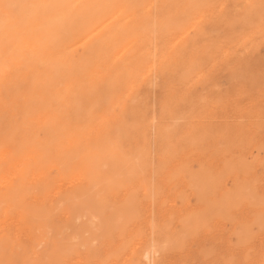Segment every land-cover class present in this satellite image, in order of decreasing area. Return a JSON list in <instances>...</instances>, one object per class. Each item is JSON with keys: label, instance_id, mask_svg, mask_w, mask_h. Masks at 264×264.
<instances>
[{"label": "rangeland", "instance_id": "obj_1", "mask_svg": "<svg viewBox=\"0 0 264 264\" xmlns=\"http://www.w3.org/2000/svg\"><path fill=\"white\" fill-rule=\"evenodd\" d=\"M45 1L46 0H44V1L43 0H41V1L40 0H35V1L34 0L29 1L28 0V3H27V0H0V5L2 4V6H0V7L3 8V10L5 11V14H7V13L15 14L16 12L21 13L20 7H23L24 14L26 16H28V15L34 14L38 9H40L42 4L49 2V0H47L46 2ZM52 1L59 2L58 0H52ZM60 1H62V3L64 4V7L69 6L68 8H71L72 6H76V5H78V3L81 2V0H78L79 2L77 0H64V1L60 0ZM129 1H130L129 6L135 5L133 7V8H135V9H133V10H135V13H132V12H134L133 10L126 12V10L129 8L128 3H127ZM129 1L128 0L127 1L126 0H118V1H116V0H104L105 5L110 6V8H111V15H105L104 17L102 16L99 18L100 21H102V22L94 28L95 30L92 33L95 36L96 35L95 33H97L99 31V33H98L99 36L96 35V38H93V35H89L92 38H90L89 36L83 38V37H79L80 33L75 31L74 33L76 35L72 34L71 38L68 40L69 42L66 41V42H62L61 44H59L57 46L59 49H57L56 51L59 55H66L69 58H73L77 62L83 61V63L85 62L84 64H94L97 66V68L104 70V71H108V70L112 71V69H114L111 72L113 75L112 74L111 75L112 76H118V77L120 76L119 81H122V83L119 84L118 86L116 84V86L114 88L116 95H115V93H113L115 96L113 99L114 103L117 106L119 105L118 108H116L117 113L115 112V116L118 118L119 123L123 127L125 126L124 129L127 128L125 130V135H126L125 137H128V138H125L124 136H122V137H119L118 141L124 143L123 145H124L125 150L129 151L128 154L131 155L130 151L132 150L133 152H136L135 155L133 154L134 156H139L137 159L136 157H133V155H131V156L129 155V159L132 162L131 164H134V163L137 164L138 160H139V162L144 160L145 165H144V162H141L139 164L143 165L144 170L147 169L145 172L143 170V176H144V178L142 177L143 180H142V178H140L141 181H145V182H144V184H142L141 188L138 187L139 186L138 184L137 185L135 184L133 189H131L133 192H135V199L136 200H132L128 205H122L121 204L122 195L124 193L121 192L119 194L120 195L119 199H116V203L114 205L115 209L112 210V209H109L105 206V208H103L104 214L101 217L93 218L91 223H89L87 225L81 223V221H79V220L77 222L80 224L77 223L74 225H66L65 220H61L59 222L61 224H57L55 226L44 225V224L34 225L33 227H31V231H32L31 233H32V237H33L30 240L31 242H29L28 238L25 236V235H27L28 232L20 233L21 236H18V237H20L18 240H23L24 242L28 241L29 243L27 245H29L30 249H31V247L36 246L35 250L38 251L37 254L49 253L50 248H51V250H54V251L58 250V253H59L58 262H56V263L51 262L50 263L49 261H47V262H44V264H59V263L60 264H132V263L133 264H149V260H150L151 264L153 263V261H156L158 264H161V261H164L165 264H213V263L214 264H233L234 261H235L234 264H264V231H262V229L264 230V227H263L264 221L262 220V219H264V216L262 214V213H264L263 212L264 211V200L262 199L264 197V147H263L264 146V130L263 131L260 130L262 128L264 129V127H263L264 122L262 121L264 119V117H261L262 115H264V90H263L264 89V85H263L264 84V66H263L264 65V48H263L264 47V19H263L264 18V11H262V10H264L263 9L264 7L263 8L261 7V6H264L263 5L264 0H245V1L244 0H206V2H205V0L204 1L200 0L202 3L204 2L205 4L204 3L202 4L201 2L199 3V0H179L173 5L171 3V0H150V1L141 0L140 2L138 0H136L137 2L136 1L134 2V0H129ZM241 1H242V4L240 3ZM21 2H25L24 5H26L27 8L23 4H21ZM74 2H76V3H74ZM148 2H149V4H148ZM124 3H125V5H124ZM259 3L261 4V6ZM122 4L124 5L123 7H122ZM188 4H190V6ZM193 4L197 5V8L195 5H194L195 6L194 7ZM140 6H142L143 10L141 9ZM147 6H148V8H147ZM190 7L192 10L190 9ZM137 8H140V10L139 9L137 10ZM200 8L202 10H199ZM184 9H186V10H184ZM189 9L192 12H188ZM206 9H208V11ZM113 10H115V11H113ZM252 10L253 11L258 10V12L256 11L255 13H252L253 12ZM138 11H140V12L138 13ZM148 11L150 13H148ZM118 12L120 13L121 18L119 17ZM125 12H126V14H125ZM194 12H197V13H194ZM248 12H250L249 13L250 15L248 14ZM123 13L126 16L125 15L123 16ZM181 13H182V15L184 14L186 16L190 15V13H191V15H190L191 17L187 16L188 20H186V18H187L186 16L183 15V17H182V15H179ZM259 13H261L262 15ZM79 14H80L79 17H82L83 20L89 15L88 13H86L84 11L80 12ZM81 14H84L85 18ZM98 14H100V13H98ZM198 14H200V15L198 16ZM246 14H248V15H246ZM131 15H133V16L131 17ZM201 15H203V16H201ZM179 16H181V17L179 18ZM200 16H201V18H200ZM249 16H251V17H249ZM110 17H114L116 19L110 18ZM129 17L132 19L130 20ZM211 17H212V19H211ZM139 18H141V19L142 18H144V19L149 18L151 21H149V19H148V20H144L143 22H141V20H139ZM177 18H179V19L176 20ZM196 18H197V20H196ZM248 18H250V19H248ZM261 18L263 19V21L260 20ZM110 19L111 20L113 19V22L111 21V23H110ZM170 19L172 20V23H173V25L171 24L172 26L168 22V21H171ZM202 19H203V22L201 21ZM127 20H128V23L124 22ZM180 20L183 22V24L186 21V24L183 25V26L186 25V27L182 26V22ZM256 20H258V21H256ZM117 21H119V22H117ZM155 21H156V23H155ZM195 21H196V25H195ZM238 21L240 23H238ZM167 22H168V24H166V26L167 25H169V26L166 27L165 23H167ZM198 22H199V24H198ZM106 23H108V24H106ZM140 23H141V25H140ZM176 23L177 24L180 23L178 25H181L182 28L173 32L172 30H175V28L177 29V27H178V25ZM104 24H106V25H104ZM143 24L145 26V29L143 28L144 27ZM175 24L177 25V27ZM237 24H239L240 26H242V24H243V28L244 27L245 28L243 29L242 27H240ZM253 24H255V26ZM113 25L115 27H113ZM124 25H127V26H124ZM146 25H148V26H146ZM233 25L235 28L233 27ZM140 26H141V28H139ZM164 26H165V29L166 28L169 29V27H172V28L175 27V28H173V29L171 28L172 30L169 29L170 31L167 30V32L165 30H163L165 32H162V29ZM192 26H195V27H192ZM199 26H201V27H199ZM228 26H230V28H232V27L233 28L230 29V28H228ZM253 26H254V28L251 29V27H253ZM122 27H125V29H122ZM146 27H147V31H145ZM258 27L261 30H258L257 29ZM34 28H35V25H34V27L32 26L30 28L31 29L30 31L31 32L35 31L36 29H34ZM100 28L102 29L101 31L99 30ZM103 28L107 29V31L104 30ZM126 28L128 30L127 32L124 31V30H126ZM137 28H139V29H137ZM249 28H250V30H249ZM110 29H112V30H110ZM136 29L138 30L137 32L135 31ZM141 29L143 31H139ZM155 29L157 32L155 31ZM194 29H196V30L194 31ZM226 29H228V30H226ZM229 29L232 30V32L229 31ZM191 30H192V32L190 34H188ZM235 30H236V33L233 32ZM246 30H249V31H246ZM110 31H112V32H110ZM132 31L135 33V35ZM178 31H180V32H178ZM213 31L215 32L216 36L220 35L223 37L222 38H220V36H219V38L218 37L216 38V36L214 37L213 34H210V33H214ZM130 32H132L133 34ZM161 32L167 34L168 36L167 37L165 35L161 36L162 35ZM168 32H169V34H168ZM224 32L228 36H226ZM241 32L244 33L243 37L241 35ZM145 33H146V35H145ZM185 33H186V35L188 34L187 35L188 37L185 35ZM137 34H140V35L137 36ZM229 34H231V36ZM127 35H130V37H132V39H133V40L131 39L132 42L130 41L131 43H133V44L130 43L131 44L130 48H127L130 46V44L128 42L129 41L128 39L130 37ZM144 35H145V38L147 36L148 37L146 39H143ZM201 35H202V37H200ZM122 36H123V38H122ZM182 36L186 39L185 42H183L185 39H183ZM224 36H226V37H224ZM127 37H129V38H127ZM190 37H193V38L190 40ZM199 37H200V39H199ZM187 38H189V39H187ZM88 39H90V40H88ZM94 39L96 41L98 40L97 41L98 46L96 45V43H95L96 41H94ZM118 39L119 40L121 39V40L119 41ZM139 39H141V40H139ZM182 39H183V41H181ZM80 40L83 42L81 43ZM154 40H156V41H154ZM125 41H127L126 43H128V44H125L124 43ZM136 41H137V43H136ZM180 41H181L182 45L180 44ZM188 41L190 43L192 42V44H190ZM85 42H86V44H85ZM148 42H150V44ZM154 42H156V43H154ZM214 42L216 43V45ZM89 43L92 44L93 46L90 45ZM119 43H120V45L123 46L121 48L119 46L120 49L118 48ZM123 43L125 45H129V46L126 47ZM175 43L176 44L178 43L177 44L178 47L175 45L176 48L174 47ZM232 44H234V45H232ZM89 45L92 47H90ZM109 45H111V46H109ZM77 46H79L78 47L79 50H78ZM88 46L91 49H89ZM73 47L76 50H73L74 49ZM114 47L116 50L114 49ZM179 47H180V49H179ZM173 48H174V50H171ZM87 49H88V51H87ZM117 49H119V50H117ZM155 49H158V50L155 51ZM71 50H72V53H71ZM84 50H86V51H84ZM91 50H93V51H91ZM176 50H177V53H176ZM224 50H226V51H224ZM113 51H114V53L118 52V54L120 52L119 55H121V56L118 57L119 55H117V53L112 54ZM221 51H222V53H221ZM59 52H61V53H59ZM173 52H174V54H173ZM81 53H83V54L81 55ZM89 53H93V54L91 55ZM136 54H137V56H136ZM180 54H181V56H180L181 58H179ZM89 55L91 56L90 59L88 58ZM124 55L126 57L125 60H124V58H125ZM148 55H150V57ZM99 56H101L103 58L99 59L100 58ZM117 57H118V59H117ZM82 58H84V59L88 58L86 60L87 62L84 59L82 60ZM177 58H178V60H177ZM89 60L90 61L92 60V61L90 62ZM216 60H217V62H216ZM95 61H98L99 64L100 63L101 64L99 65L98 62H95ZM104 61H107V62L102 63ZM141 62H143V63H141ZM106 63H108V64H106ZM220 63H221V65H220ZM112 64H113V66H112ZM123 64H125V65H123ZM251 65H252V67H251ZM255 65L258 68L255 67ZM194 66H198L199 68H197V67L192 68ZM230 67L233 68V70ZM259 67H261L262 69ZM109 68H112V69H109ZM246 68L248 70H249V68H250V70H253V68H254L253 71L258 73V77L260 79H258L257 75L253 71L252 72L248 71ZM224 69H225V71H224ZM202 70H203V72H202ZM245 70L248 71L249 73L246 72V74H244ZM195 71H198V72H195ZM217 73H219V75ZM239 73H241V74H239ZM259 73H260V75H259ZM188 74L191 76H189ZM154 75H155V77H154ZM241 75H242V78H241ZM249 75H251L250 80H251V77L254 76L252 78V81H249V79H244L245 76L247 77ZM260 76H263V79ZM255 77H256V80H255ZM123 78H125V80H123ZM180 78H182L183 80ZM115 80H117V78ZM167 81L169 83H167ZM175 81H176V83H175ZM242 81L247 86H245L242 83ZM244 81H246V82H244ZM170 83H172V84H170ZM181 83H182V85H181ZM164 84H166L167 88ZM260 84H261V86H260ZM240 85H241V87H240ZM121 86H123V87H121ZM149 86L150 87L152 86L151 89ZM169 86H170V88H168ZM236 86L239 87L237 89V92H236ZM116 87H117V89H116ZM148 88L150 91L148 90ZM143 89H145L147 91V92L145 91V93H148V91L151 93V95H150V93H148V95L151 96L150 97L151 99L150 98L148 99V95L147 94H146L147 96L145 95ZM156 89L159 91H157ZM160 89H162V90H160ZM259 89L261 92L260 91L258 92ZM252 90H253V94L251 93ZM101 91H102V89H101ZM101 91L98 92V95L100 94L103 96ZM160 91H161V94H160ZM219 91H222V92L224 91V92L223 93L220 92V94H221L220 95ZM256 91H257V93H256ZM226 92L231 97L228 95L226 96L225 95ZM235 92L237 93L236 95H234ZM125 93H126V95H124ZM127 93H129V94H127ZM154 93H155V95H154ZM143 94H144V97H146L145 99L141 98L143 96ZM157 94H158V96H157ZM248 94H251L252 96L251 95L249 96ZM100 95L97 97V99H96V97L89 95L90 96L89 101L91 103L93 101L96 103L101 101L102 97ZM188 96L191 98H189ZM199 96H201V97H199ZM221 96H223L225 100ZM236 96H237V98H236ZM245 96H247V97H245ZM131 97H132V100H134V101H131ZM120 98H121V100H119L120 102H118V99H120ZM202 98H204V99L202 100ZM214 98H217V100ZM197 100L200 103H198ZM142 101H145V102H142ZM193 101H195L194 104L196 107L198 104L203 106V107L198 106V110L195 106H194V108L190 107L192 105ZM217 101H219V102H217ZM182 102L183 103L186 102V103L182 104ZM203 102H205L204 103L205 105L203 104ZM212 102H213V104H212ZM243 102H245V103H243ZM126 103H128V104L126 105ZM168 103L171 104L169 107H168ZM217 103H219V104H217ZM180 104L183 105L182 108L185 107V108H183V110L185 109L186 111L184 110V112H183V110H181L182 109L181 108L179 110V114L175 113V111H177L179 109V107H181ZM208 104L209 105L212 104V105L209 106ZM215 104H217V107ZM239 104L241 105V107ZM120 105H122V106L120 107ZM136 105H140L141 106V107L139 106L140 109L137 106L138 110H136L137 109V108H135ZM16 107L17 108H16L15 112L17 115H15V117H25V115L27 113L26 107L24 108V106L21 103L16 105ZM132 107L135 110V112L137 111V113L134 112ZM236 107H237V109H236ZM126 108H127V110H126ZM142 108H144V110ZM154 108H155V110H154ZM187 108H188V111H187ZM206 108H207V111L205 110ZM88 109H90V111L92 110L91 113L93 115H96V117H99L102 115V111L100 109L93 108L92 105ZM141 109L143 111H141ZM193 109H194V111L195 110L196 111L193 113L190 112V111H193ZM125 110L127 113H125ZM199 110L200 111L202 110V112H204L203 115L201 114L202 112H200ZM140 111H141V113H140ZM182 112H183V114H182ZM129 113H131V114L134 113L133 115L135 117ZM138 114H140V115H138ZM144 114L146 115V117ZM199 114H200V116H199ZM179 115H182L181 117H183V121L186 120L187 118H188V121H184L185 123L184 122L182 123V120L179 119L180 118ZM137 116H138V118H137ZM174 116H176V117H174ZM196 116H197V118H196ZM250 116H252V117H250ZM84 117H86V116L84 115ZM170 117H172V118H170ZM260 118H262V120ZM138 119L139 120L141 119V121L139 122ZM171 119L175 120V121L178 119V121L176 123H174L175 121L173 122ZM81 120L84 121L86 119H84V118L82 119V117H81ZM249 120H250V122H249ZM142 121H143V123H142ZM170 121H172L174 124ZM259 121H260V123H259ZM261 121H262V123H261ZM225 122H227V123H225ZM257 122H258V124H260V127H262V128L259 127V129H258ZM166 123H167V125H164ZM239 123H241V124H239ZM182 124H183V126H182ZM172 125H174V126H172ZM218 125L220 127H218ZM236 125H238L239 127ZM169 126H170V128L174 127V130L172 131L169 128ZM208 126H209V128L210 127L211 128L209 129ZM226 126H228L229 128L228 127L226 128ZM231 126L232 127L236 126V129H235V127L232 128ZM139 127H141V129ZM177 127H179V130L177 129ZM180 127H182L181 129L183 131L180 129ZM241 127L243 129H241ZM150 128H151V130H149ZM166 128L167 129L169 128L170 130H167ZM224 128H225L226 132L224 131ZM231 128H232V130H231ZM160 129H162V130H160ZM175 129H177V130H175ZM227 129L230 130L231 132L228 131ZM136 130L138 133H136ZM163 130L165 132L166 131H168V132H166V133L165 132H159V131H163ZM133 131H135V133ZM234 131H236V132H234ZM246 131L249 133H247ZM129 132H131L134 137H131L132 136L131 133H130L131 136L127 135V134H129ZM229 132L232 134H230ZM260 132H261V134H260ZM157 133L161 134L162 136L158 135ZM192 133H195V134L192 135ZM199 133H201V134H199ZM206 133H207V135H206ZM220 133L221 134L223 133V134L221 135ZM189 134H190V136H189ZM214 134H216V136H214ZM241 134H242V137H241ZM157 135H158V137H157ZM164 135H166V136H164ZM174 135H177L176 138L174 137ZM217 135H219L220 138L223 136L222 138L224 141L221 140L222 138L220 139ZM230 135H231V137H230ZM186 136H188L191 139V141ZM199 136H201L202 138ZM207 136H210V138ZM225 136L228 138L230 137L229 139L231 141H232V138H235L236 141L234 139H233V142L226 141ZM248 136H250V137H248ZM256 136H258V137L256 138ZM150 137H151V139H150ZM194 137L195 138L199 137L198 139H201V141L198 142L197 141L198 139L196 140ZM123 138H125V139H123ZM131 138L132 139L136 138L135 140H137V141H133L134 139L132 140ZM192 138H194V140ZM212 138H214V139H212ZM127 139H129V140L127 141ZM155 139H159V140L155 141ZM174 139H175V141H173ZM180 139H182V141H180ZM229 139H227V140H229ZM239 139H241V140H239ZM202 140L204 143L202 142ZM210 140H212V142H210ZM130 141H131V143H130ZM214 141H217L218 143L214 142ZM234 141H235V143L237 142L235 145H234ZM171 142H172V144H171ZM185 142H186V144H185ZM189 142H191V143H189ZM192 142H194V143L196 142L195 144L197 145V148L193 147L194 143H192ZM227 142L229 143V145L232 144L234 146H231V145L228 146ZM253 142H255V143H253ZM154 143L156 145L154 146V149H153ZM179 143L181 144V146ZM221 143H224V144L221 145ZM242 144H244V145H242ZM151 145H152V148H151ZM167 145H170V146H167ZM260 145H261V148H259ZM147 146L149 148H147ZM182 146L184 147V149ZM187 146H189V148ZM212 146H213V148H212ZM237 146H238V148H237ZM239 146L241 147L242 150L239 149ZM159 147L163 150H161ZM208 147L209 148L211 147L210 150L208 149ZM230 147L233 148V151L228 153L230 150H232ZM138 148L140 150H142L141 156L139 155L140 150H138ZM170 148H172V150ZM191 148H192V150H191ZM152 149H153V151H152ZM164 149L167 152L172 151L171 152L172 155L169 154L170 152L167 153ZM197 149L199 150L198 153L196 152V155L191 156L192 154H195L192 152L196 151ZM200 149H202V150H200ZM206 149H208L209 152H208V150L206 151ZM237 149H239V150H237ZM243 149L245 151H243ZM137 150H138V152H137ZM147 150H149V151L151 150L153 153L150 152V155H149L148 152H145ZM205 151L208 153H205ZM246 151H248V152L244 153ZM189 152L191 153V155L189 154ZM216 152H217V154L219 153L218 155H220V156H215V158H213V155L216 154ZM137 153H139V154H137ZM159 153L160 154L165 153L167 155L165 156V154H163L165 156L164 157L163 155H159ZM184 153H186V154L184 155ZM203 153H204V155H203ZM143 154L147 156V157L145 156L146 157L145 159L143 158V156H144ZM152 155H153V160H154L153 162L151 161ZM154 156H156V157H154ZM203 156L206 157L207 159H204ZM130 157H133L135 159V161L136 160L137 161L135 162L134 159H132ZM222 157H226V158H222ZM234 157H237V158H234ZM140 158H143V159L141 160ZM208 158H209V160H208ZM238 158L240 159V161ZM223 159H224V161H223ZM159 160H160V162H159ZM226 160H229V161H227L228 163L226 162ZM248 160H249L250 165L248 163ZM161 161H163V162H161ZM174 161H176V162H174ZM170 162H171V164H170ZM232 162L234 164H232ZM179 163L180 164L183 163V166H182V164L179 165ZM185 163H187V164L189 163V165H187ZM203 164H206L205 168H203V166H202ZM238 164L241 165V166L239 165L240 168H239V166H238V168H236ZM146 165L149 168V170H148V168H145ZM170 165H172V167H170ZM189 166L191 169L194 168L195 171L190 170V168H188ZM197 166H199V167L197 168ZM224 166H227V168ZM169 167H170V169H168ZM179 167H180V169H176ZM200 167L203 170L204 169L205 170L202 171V169ZM248 167L250 169H253L254 173L252 171H250V169ZM160 168H161V170H160ZM245 168H246V170H248V169L249 170L246 171ZM237 169H238V171H237ZM153 170H154V172L155 171L156 172L154 173ZM179 170H180V172H179ZM164 171H165V173L167 172V174L162 173ZM221 171L224 173V175ZM232 171H234L235 173L233 172L234 173L233 174ZM242 171H245V172H243L245 177L242 174ZM236 172H238V174ZM249 172H252V173H249ZM170 173H172V175ZM185 173H187V174H185ZM220 173L222 175H220ZM229 173H230V175H229ZM141 174L142 173L140 172L139 176ZM156 174H157V176H156ZM196 174H197V176H195ZM158 175H161V176H158ZM181 175H182V178L179 179ZM212 175L214 178L212 177ZM217 175H218V177H216ZM225 175H227V179H226V177H224ZM246 175H249V176L246 177ZM146 176L148 177V179ZM258 176L260 178H258ZM191 177H192V179H191ZM236 177H237V180L239 179V181H243V182L236 184L238 182V181H235ZM153 178H154V181L152 182ZM169 178H172L173 182ZM176 178L178 179L179 182L177 181ZM150 179H152V180L150 181ZM167 179H169V180H167ZM198 179H201V180H199L200 184L198 182ZM174 180L176 183L174 182ZM252 180H254L255 182H252ZM147 181L150 183H148ZM165 181H168V182H165ZM221 181H223V182H221ZM245 181H247V183H249L248 184L249 186L251 185L250 186L251 188H249L247 186V184L244 185V183H246ZM183 182H185V183L183 184ZM151 183L152 184L154 183L155 185L154 184L152 185ZM168 183L170 184V186L168 185ZM216 184H219V187H218V185L216 186ZM252 184H254L255 186L253 185L254 186L253 187ZM189 185H191V186H189ZM160 186L163 188H161ZM173 186L176 187V189ZM234 186H235V188H234ZM241 186H244V187H241ZM207 187H209L211 189H209ZM252 187L254 190L252 189ZM138 188H139V190H137ZM204 188H206L208 192L205 191ZM215 188L217 189V191ZM228 188H229V190L230 189L231 190L229 191ZM239 188L241 190L245 188V191L247 194L245 193L244 190L241 191ZM238 189L241 192H243L244 194L243 193L241 194ZM143 190H145V191H143ZM164 190L166 192H164ZM226 190H227V193H226ZM237 190H238L239 194H238V192H236ZM153 191H154V193H153ZM155 191L158 192V195H156V196H155V194H156ZM184 191H186L188 194H186V192H184ZM215 191H216V193H214ZM231 191L236 192V193L234 192L233 194H235L237 196V199H235L236 198L235 195L233 196V194H231L232 193ZM257 191H258V193H257ZM253 192L257 195L255 196ZM189 193H190V195H189ZM211 193H212V195H211ZM224 193H226L227 195ZM182 194L185 197H182L183 196ZM151 195H153L154 197ZM205 195L209 196V198H207ZM196 196L200 197V199L198 198V200H197ZM213 196H216V197L218 196V197L216 198ZM230 196H233V198H231ZM160 197H162V198H160ZM204 197H205V199H204ZM258 197H260V199ZM154 198H155V200H154ZM228 198L229 199L231 198V199L228 200ZM157 199H158V201H156ZM225 199H226V201H225ZM150 200L153 202V204L151 203ZM200 200L205 204L204 206H202L203 203ZM213 200H214V202H213ZM196 201H198V202H196ZM224 201L227 202L228 204L230 201H231V203L232 202L234 203L235 201H237V202L234 204L230 203L229 204L231 206V209H230V208H227L229 206L227 203H226V207H225ZM164 203L166 204V206H162ZM212 203H214V204H212ZM210 204H211V206H210ZM223 204H224V206H223ZM221 205H222V208H220ZM232 205H233V207H232ZM208 206H209V208H208ZM218 206L223 211H220ZM117 207L119 210H121L123 212V214H121L119 217L115 216V212H116L115 210ZM205 207H206V209H205ZM216 207H217L218 211L216 210ZM179 208H181V209H179ZM225 208H227V209H225ZM258 209H260V210H258ZM199 211H201V212L203 211V214ZM223 212H224V215H223ZM197 213H199V214L197 215ZM228 213H231V214H228ZM259 213H260V216H259ZM174 214L176 216L178 215L177 217H179V218H177ZM254 214H256V215H254ZM190 215L192 217H190ZM205 215L208 217L209 221H206L207 217H205ZM208 215H211V216H208ZM222 215L225 218H222L221 217ZM170 217L171 218L173 217L172 220L169 219ZM227 217H228V219H229V217H231V220L230 219L227 220ZM258 217H259V219H258ZM197 218L199 219L198 221H197ZM0 219H1L0 222L2 220L4 221V219L2 217ZM212 219H214V220H212ZM216 219H218V221H216ZM167 220H169V222ZM180 220H181V226H180ZM182 220H183V222H182ZM191 220H192V222H191ZM203 220H205V221H203ZM210 220H211V222H210ZM258 220L260 223L257 222ZM261 220L263 221V225H262ZM175 221H177L178 223ZM212 221H214V222H212ZM220 221H222L224 223H221ZM225 221H229V223L226 222V224H225ZM151 222L154 224H152ZM155 222H156V225H155ZM207 222H210V223H207ZM252 222L257 223L255 225L258 227H256L254 224H252ZM190 223H191V226L193 225L192 227L194 228V230L191 229L192 227L190 228ZM219 223H220V225H219ZM157 224H159V226H157ZM165 224H167V226ZM239 224L241 225V229H240V227L235 228ZM80 225H82V226H80ZM131 225H133L134 227H132ZM154 225H155V227H154ZM243 225H244V227L246 225H249L248 227L246 226L248 229H246V227H245V229L243 228L244 231H242ZM78 226H79V228H77ZM94 226H96V227H94ZM251 226H253V227H251ZM138 227L139 228L141 227L142 231L140 228V232H139ZM171 227H172L173 231L171 230ZM173 227H175V228H173ZM2 228H3V226L0 227V235H1L0 237L5 243L7 242L9 244L7 249H6L7 252H9L10 250L14 249L12 247V245L10 244V242L17 236L18 232L15 231V229H13V230L10 229V232H9L8 229H2ZM149 228L151 229V231L149 230ZM167 228H168V230H164ZM196 228H198V229L196 230V234H195L194 232H195ZM249 228L252 230H250ZM188 229H189L188 236H186V232L188 231ZM190 229L193 231H191ZM201 230L204 232L199 233ZM249 231L252 232L251 236H250ZM257 231H258V233H257ZM253 232H255V233H253ZM240 233L243 234L244 236L241 237L242 235ZM259 233L261 234V236L257 235ZM184 234H185V237L182 236L184 238V239L182 238L183 239V241H182V239L180 237H181V235H184ZM253 234H255L257 236L255 237ZM120 235H121V238H120ZM137 235H139V236H137ZM151 235H153V236H151ZM155 235L157 236V238ZM195 235L197 236V238L199 237L197 240H196V238H194ZM246 235L248 237H251L252 239L246 238ZM133 236L134 237L137 236L136 239ZM132 237L134 240H137V241H133ZM170 237H171L172 241H174V240L175 241L172 242ZM187 237H190V238H187ZM25 238H27V240H25ZM175 238L177 239V241ZM192 238H194V239H192ZM242 238H244V239H242ZM155 239H157L159 241H157ZM247 239H249V240H247ZM122 240H124V241H122ZM186 240H188V241H186ZM139 241H141V242H139ZM180 241L183 243L180 244ZM184 241H186V243ZM236 241H238L240 243V245ZM41 242H42V245H41ZM127 242H129V243H127ZM55 243L58 244L57 245L58 249H55L52 247V245ZM102 243H104V244H102ZM149 243L152 246H150ZM195 243H197V244H195ZM128 244H130V245H128ZM250 244H252V245H250ZM121 245H123V246H121ZM161 245H162V247H161ZM181 245H186L187 249L181 248V247H184ZM238 246H239V248H237ZM41 247H43L42 248L43 250H40ZM144 247H146L148 249L145 248V250H144L143 249ZM236 248L238 250H236ZM138 249H139V251H138ZM165 249H167V251ZM197 249H199V250H197ZM32 250L33 249H31L30 252ZM178 250H179V252H178ZM200 251H202V252L206 251L208 254L207 253L205 254V252L201 253ZM147 252H149V253H147ZM165 252H168L170 254H167ZM196 252H197V254H196ZM199 252L201 255L198 254ZM247 252H249L248 257H247V255H248ZM62 253H63V255H62ZM122 253H124L125 255L123 254L124 256L123 255L120 256ZM142 253H144V254H142ZM162 253H165V254L162 255ZM18 254L21 255L24 253L18 251ZM141 254L143 256L145 255L144 260L141 257L142 256ZM171 254H174V255H171ZM31 255L33 256V254H31ZM126 255H127V257H126ZM158 256H161V258H159ZM205 256H206V258H205ZM232 256H235L237 259L232 257ZM60 257H61V259H60ZM137 257H139V258H137ZM140 257L142 258L141 259L142 262L140 260ZM248 258H250L249 262H248ZM204 259L206 261H204ZM227 260H229L230 262ZM59 261H61V262H59ZM144 262H146V263H144ZM183 262H185V263H183ZM1 264H19V261L13 260L12 262L11 261L9 262L8 259L7 260L5 259V260H3V262ZM27 264H31V263L29 262Z\"/></svg>", "mask_w": 264, "mask_h": 264}, {"label": "bare ground", "instance_id": "obj_2", "mask_svg": "<svg viewBox=\"0 0 264 264\" xmlns=\"http://www.w3.org/2000/svg\"><path fill=\"white\" fill-rule=\"evenodd\" d=\"M30 1V0H29ZM35 1V0H34ZM41 1V0H40ZM44 1V0H43ZM47 1V0H46ZM45 1V2H46ZM51 1V2H50ZM59 2H54L52 0H49L48 3H44L41 5L40 9H38L34 14H31V15H28L26 16L24 14V9L23 7H20V12L21 13H18L16 12L15 14H10V13H7L5 14V11L3 10L2 7H0V218L2 217L4 219V221L2 220L0 222V225L3 226L2 229H8V231L10 232V229L13 230L15 229V231H17V236L10 242V244L12 245V247L14 249L10 250L9 252H7V247H8V243L4 242L1 237H0V264L3 262V260H7L10 262H12L13 260H16V261H19V264H27V263H31V264H44V262H47L49 261L50 263H56L58 262V256H59V253H58V250L54 251V250H49V253H41V254H37L38 251L35 250V247H31V249H33L31 252H30V248H29V245H27L29 242H31L30 240L33 238L32 237V231H31V227H33L34 225H39V224H44V225H57V224H61L59 223L61 220H65V224L66 225H74V224H77L78 220L81 221V223L83 224H89L91 223L92 219L93 218H98V217H101L104 212H103V208H105V206L109 209H115V203H116V199H119V194L121 192H123L124 194L122 195V202L121 204L122 205H128L132 200H136L135 199V192H133L131 189H133V187L135 186V184L139 185L138 187L141 188L142 184H144L145 181H141L140 178H144L143 176V165L139 164L141 162H144V160H142L143 158L145 159L147 156L146 155H142L143 158H140L141 162H139L138 160V163H134V164H131V160L129 159V155L128 154V150H125L124 148V143L118 141L119 137H122V136H126L125 135V130L127 129H124V127L119 123L118 121V118L115 116V112H116V108H118V106L114 103V94L115 91H114V88L117 84V86L119 84L122 83V81H119V77L118 76H112L113 74L111 73L114 69L112 68H109V69H112V71L108 70V71H104V70H101L99 68H97L96 65L94 64H84L83 61L82 62H77L75 61L73 58H69L68 56L66 55H59L57 53V49H59L57 46L59 44H61L62 42H66L68 41L72 34H75L74 32H79L80 35L79 37H87L89 35H93L92 33L94 32V28L99 25L102 21H100V17H104L105 15H111V8L110 6H107L105 5V2L104 0H81L80 3H78V5L76 6H72L71 8H68V7H64V4L62 3V1L58 0ZM64 1V0H63ZM118 1V0H116ZM127 1V0H126ZM129 1V0H128ZM136 0H134L135 2ZM139 2L141 0H138ZM150 1V0H148ZM177 1L179 0H171V3L172 5L175 4ZM204 1V0H203ZM245 1V0H244ZM18 2V1H17ZM104 2V3H103ZM132 2V1H131ZM133 2V3H134ZM137 2V1H136ZM158 2V1H157ZM191 2V1H190ZM198 2V1H197ZM201 1L199 0V3ZM206 2V0H205ZM248 2V1H247ZM19 3V2H18ZM25 2H21V4L24 5ZM27 3H28V0H27ZM76 3V2H74ZM116 3V2H115ZM126 3V2H125ZM124 3V5H125ZM128 3V9L126 10L127 11H130V10H133L135 8H133L135 5H131L129 6L130 4V1L127 2ZM194 3V2H193ZM196 3V2H195ZM202 3V2H201ZM204 3V2H203ZM202 3V4H203ZM242 4V1L240 2ZM249 3V2H248ZM149 4V2H148ZM147 4V5H148ZM191 4V3H190ZM190 4H188L190 6ZM205 4V3H204ZM247 4V3H246ZM260 4V3H259ZM72 5V4H71ZM114 5V4H113ZM117 5V4H116ZM122 4V7L124 6ZM157 5V4H156ZM192 5V4H191ZM195 4H193L194 6ZM207 5V4H206ZM211 5V4H210ZM245 5V4H244ZM254 5V4H253ZM256 5V4H255ZM264 5V4H263ZM2 6V4L0 5ZM26 8L27 6L24 5ZM143 6V5H142ZM142 6L141 9H142ZM196 8H197V5H195ZM194 6V7H195ZM257 6V5H256ZM259 6V5H258ZM261 6V4H260ZM259 6V7H260ZM121 7V6H120ZM131 7V8H130ZM137 7V6H136ZM139 7V6H138ZM152 7V6H151ZM192 7V6H191ZM190 7V9H191ZM206 7V6H205ZM258 7V8H259ZM262 8L264 6H261ZM260 7V8H261ZM144 8V7H143ZM148 8V6H147ZM261 8V9H262ZM113 9V8H112ZM140 10V8H137V10ZM189 11L188 12H192V11ZM255 9V8H254ZM264 9V8H263ZM16 10V9H15ZM121 10V9H120ZM143 10V9H142ZM149 10V9H148ZM156 10V9H155ZM186 10V9H184ZM192 10V9H191ZM199 10H202L201 8ZM208 11V9H206ZM11 11V10H10ZM13 11V10H12ZM86 12L88 13L89 15L85 18V13L84 14H81L84 16V20L82 17H79V13L80 12ZM115 11V10H113ZM134 12L132 13H135V10H133ZM147 11V10H146ZM145 11V12H146ZM150 11V10H149ZM148 11V13H150ZM253 11V10H252ZM251 11V12H252ZM258 12V10H256ZM256 11H253L252 13H255ZM264 11V10H262ZM14 12V11H13ZM23 12V13H22ZM120 12V11H119ZM118 12L119 14V17L121 18L120 16V13ZM123 12V11H122ZM125 12V14H126ZM140 11H138L139 13ZM198 12V11H197ZM197 12H194V13H197ZM100 13V14H98ZM117 13V12H116ZM184 13V12H183ZM208 13V12H207ZM210 13V12H209ZM213 13V12H212ZM250 12H248L249 14ZM117 14V15H118ZM123 13V16L125 15ZM185 14V13H184ZM183 14V15H184ZM246 14V15H248ZM261 14V13H259ZM134 15V14H133ZM131 15V17L133 16ZM179 15H182L179 14ZM182 15V17H183ZM191 15V13H190ZM190 15H187V16H190ZM200 14H198L199 16ZM212 15V14H211ZM217 15V14H216ZM250 15V14H249ZM262 15V14H261ZM122 16V17H123ZM126 16V15H125ZM186 16V15H184ZM186 16V17H187ZM196 16V15H195ZM203 16V15H201ZM200 16V18H201ZM107 17V16H106ZM116 17V16H115ZM118 17V16H117ZM181 16H179L180 18ZM191 17V16H190ZM251 17V16H249ZM257 17V16H256ZM110 18H114V17H110ZM150 18V17H149ZM148 18V19H149ZM179 18H177L176 20H178ZM216 18V17H215ZM263 18V17H262ZM260 19L261 21H263V19ZM99 19V20H98ZM116 19V18H114ZM129 19L131 20L132 18L129 17ZM128 19V20H129ZM148 19H144V18H139V20H141V22H143L144 20H148ZM184 19V18H183ZM212 19V17H211ZM250 19V18H248ZM247 19V20H248ZM93 20V21H92ZM121 20V19H120ZM128 20L127 21H124V22H127L128 23ZM171 20V19H170ZM186 20H188V17L186 18ZM197 20V18H196ZM226 20V19H225ZM246 20V21H247ZM259 20V21H260ZM39 21V22H38ZM111 21L113 22V19L111 20L110 19V23ZM149 21H151L149 19ZM181 21V20H180ZM203 22V19L201 20ZM258 21V20H256ZM119 22V21H117ZM148 22V21H147ZM169 24L173 25L172 23V20L171 21H168ZM165 23V26L166 24ZM176 22V21H175ZM178 22V21H177ZM182 22V21H181ZM201 22V23H202ZM115 23V22H114ZM122 23V22H121ZM149 23V22H148ZM156 23V21H155ZM212 23V22H211ZM238 23H240L238 21ZM108 24V23H106ZM104 24V25H106ZM177 24V23H176ZM175 24V25H176ZM180 24V23H178ZM177 24V25H178ZM184 24H186V21L184 22ZM183 22H182V26L184 25ZM199 24V22H198ZM248 24V23H247ZM35 25V28L36 29L35 31L31 32L30 28L33 26L34 27ZM115 25V24H114ZM113 25V27H115ZM141 25V23H140ZM171 25V26H172ZM176 25V27H177ZM188 25V24H187ZM195 25H196V21H195ZM214 25V24H213ZM239 25V24H237ZM236 25V26H237ZM255 26V24H253ZM263 25V24H262ZM31 26V27H30ZM124 26H127V25H124ZM144 26V24H143ZM148 26V25H146ZM156 26V25H155ZM165 26L163 27L162 29V32H167V30H172L173 28L175 27H169L165 29ZM169 26V25H167ZM166 26V27H167ZM181 25H178L177 29L175 28V30H172L173 32L176 31V30H179L180 28H182V26L180 27ZM225 26V25H224ZM240 26V25H239ZM251 27L252 28H254ZM103 27V26H102ZM101 27V28H102ZM183 27H186L183 26ZM192 27H195V26H192ZM201 27V26H199ZM234 27V25H233ZM232 27V28H233ZM243 28V24L242 26H240ZM257 27V26H256ZM99 29L100 31L102 29ZM131 28V27H130ZM141 28V26L139 27ZM137 28V29H139ZM145 29V26L143 27ZM142 28V29H143ZM155 28V27H154ZM172 28V29H171ZM216 28V27H215ZM218 28V27H217ZM228 28H230V26H228ZM230 28V29H232ZM235 28V27H234ZM245 28V27H244ZM243 28V29H244ZM104 29V28H103ZM113 29V28H112ZM110 29V30H112ZM122 29H125V27H122ZM135 30L136 32L138 30ZM139 30V31H143V30ZM200 29V28H199ZM225 29V28H224ZM232 32V30H230ZM258 30H261L259 29V27L257 28ZM107 31V29H104ZM165 30V31H163ZM169 30V31H170ZM196 29H194L195 31ZM204 30V29H203ZM206 30V29H205ZM228 30V29H226ZM250 30V28H249ZM249 30H246V31H249ZM109 31V30H108ZM122 31V30H121ZM125 32H127V28L126 30H124ZM134 31V30H133ZM132 31V32H133ZM134 31V32H135ZM147 31V27H146V30ZM153 31V30H152ZM156 31V29H155ZM186 31V30H185ZM193 31V32H194ZM200 31V30H199ZM222 31V30H221ZM96 32V31H95ZM112 32V31H110ZM130 32V33H132ZM133 32V33H134ZM157 32V31H156ZM155 32V33H156ZM161 32V36L165 35L166 37L168 36L167 34L165 33H162ZM180 32V31H178ZM192 32V30L188 33L190 34ZM214 32V31H213ZM219 32V31H218ZM236 33V30L233 31ZM239 32V31H238ZM237 32V33H238ZM244 32V31H243ZM243 32H241V35L243 37ZM99 31L97 33H95L96 35H98ZM132 33V34H133ZM171 33V32H170ZM225 33V32H224ZM230 33V32H229ZM234 33V34H235ZM131 34V35H132ZM144 34V33H143ZM169 34V32H168ZM181 34V33H180ZM187 34V35H188ZM210 34H213L214 37L216 36L215 32L214 33H210ZM232 34V33H231ZM231 34H229L231 36ZM239 34V33H238ZM237 34V35H238ZM246 34V33H245ZM76 35V34H75ZM96 35L94 36L93 35V38H96ZM101 35V34H100ZM135 35V33H134ZM133 35V36H134ZM140 34H137V36H139ZM146 35V33H145ZM145 35H144V38L143 39H146L145 38ZM156 35V34H155ZM186 35V33H185ZM186 35V36H187ZM199 35V34H198ZM226 35V33H225ZM240 35V34H239ZM248 35V34H247ZM250 35V34H249ZM99 36V35H98ZM126 36V35H125ZM130 37V35H127ZM164 36V37H165ZM220 36V35H219ZM219 36H216V38ZM228 36V35H226ZM224 36V37H226ZM90 37V36H89ZM107 37V36H106ZM105 37V38H106ZM127 37V38H129ZM135 37V36H134ZM142 37V36H141ZM156 37V36H155ZM183 37V36H182ZM188 37V36H187ZM202 37V35L200 36ZM199 37V39H200ZM210 37V36H209ZM223 36H220V38H222ZM234 37V36H233ZM240 37V36H239ZM73 38V37H72ZM92 38V37H90ZM100 38V37H99ZM121 38V37H120ZM123 38V36H122ZM160 38V37H159ZM193 37H190V40L192 39ZM235 38V37H234ZM74 39V38H73ZM76 39V38H75ZM111 39V38H110ZM109 39V40H110ZM125 39V38H124ZM132 37H130L128 40L129 44L132 42ZM177 39V38H176ZM183 39H185L183 37ZM183 39L181 41H183ZM189 39V38H187ZM224 39V38H223ZM232 39V38H231ZM87 40V39H86ZM90 40V39H88ZM93 40V39H92ZM100 40V39H99ZM103 40V39H102ZM113 40V39H112ZM119 40V39H118ZM121 40V39H120ZM119 40V41H120ZM141 40V39H139ZM225 40V39H224ZM81 41V40H80ZM94 41H96L94 39ZM98 41V40H97ZM97 41L95 42L96 45H97ZM131 41V42H130ZM143 41V40H142ZM156 41V40H154ZM181 41H180V44H181ZM186 39L183 41L185 42ZM69 42V41H68ZM83 41H81L82 43ZM123 42V41H122ZM127 41H125L124 43L125 44H128L126 43ZM159 42V41H158ZM189 42V41H188ZM88 43V42H87ZM93 43V42H92ZM123 43V44H124ZM137 43V41H136ZM150 44V42H148ZM156 43V42H154ZM190 43V42H189ZM215 43V42H214ZM220 43V42H219ZM84 44V43H83ZM86 44V42H85ZM90 44V43H89ZM124 44V45H125ZM133 44V43H131ZM131 44L130 46L129 45H125L127 48H130L131 47ZM178 44V43H177ZM177 44L175 43L174 44V47L175 45L177 46ZM186 44V43H185ZM184 44V45H185ZM192 44V42L190 43ZM194 44V43H193ZM79 45V44H78ZM92 45V44H90ZM89 45V46H90ZM156 45V44H155ZM154 45V46H155ZM182 45V44H181ZM216 45V43H215ZM234 45V44H232ZM81 46V45H80ZM88 46V48H89ZM93 46V45H92ZM90 46V47H92ZM98 46V45H97ZM111 46V45H109ZM114 46V45H113ZM123 47L122 45H120V43L118 44V48ZM186 46V45H185ZM79 46H77L78 48ZM101 47V46H100ZM156 47V46H155ZM178 47V46H177ZM74 48V47H73ZM94 48V47H93ZM117 48V47H116ZM119 48V49H120ZM169 48V47H168ZM176 48V47H175ZM183 48V47H182ZM181 48V49H182ZM191 48V47H190ZM245 48V47H244ZM251 48V47H250ZM264 48V47H263ZM69 49V48H68ZM81 49V48H80ZM86 49V48H85ZM91 49V48H89ZM96 49V48H95ZM115 49V47H114ZM117 49V50H119ZM170 49V48H169ZM180 49V47H179ZM261 49V48H260ZM73 50H76L75 48ZM79 50V48H78ZM98 50V49H97ZM116 50V49H115ZM126 50V49H125ZM158 50V49H155V51ZM171 50H174L171 49ZM183 50V49H182ZM237 50V49H236ZM69 51V50H68ZM86 51V50H84ZM88 51V49H87ZM90 51V50H89ZM93 51V50H91ZM124 51V50H123ZM122 51V52H123ZM180 51V50H179ZM214 51V50H213ZM226 51V50H224ZM121 52V53H122ZM126 52V51H125ZM61 53V52H59ZM63 53V52H62ZM66 53V52H65ZM71 53H72V50H71ZM84 53V52H83ZM81 53V55L83 54ZM97 53V52H96ZM95 53V54H96ZM112 53V52H111ZM117 55L118 52H116ZM113 53L112 54H116ZM127 53V52H126ZM137 53V52H136ZM176 53H177V50H176ZM222 53V51H221ZM89 54H93V53H89ZM109 54V53H108ZM124 54V53H123ZM151 54V53H150ZM174 54V52H173ZM183 54V53H182ZM220 54V53H219ZM228 54V53H227ZM258 54V53H257ZM79 55V54H78ZM126 55V54H125ZM124 55V57H125ZM135 55V54H134ZM143 55V54H142ZM157 55V54H156ZM104 56V55H103ZM112 56V55H111ZM121 55H119L118 57H120ZM137 56V54H136ZM135 56V57H136ZM150 57V55H148ZM147 56V57H148ZM181 54L179 55V58ZM220 56V55H219ZM100 58L99 59H102L103 57L99 56ZM107 57V56H106ZM117 57V59H118ZM155 57V56H154ZM250 57V56H249ZM252 57V56H251ZM79 58V57H78ZM89 59L91 58V56L89 55L88 57ZM84 59L82 58V60L84 59L85 61L88 59ZM108 58V57H107ZM106 58V59H107ZM111 58V57H110ZM145 58V57H144ZM255 58V57H254ZM263 58V57H262ZM93 59V58H92ZM126 59V57L124 58V60ZM146 59V58H145ZM256 59V58H255ZM81 60V59H80ZM123 60V59H122ZM178 60V58H177ZM90 61V60H89ZM92 61V60H91ZM90 61V62H91ZM117 61V60H116ZM115 61V62H116ZM155 61V60H154ZM204 61V60H203ZM253 61V60H252ZM87 62V61H86ZM95 62H98V61H95ZM107 61H104L102 63H105ZM217 62V60H216ZM221 62V61H220ZM256 62V61H255ZM109 63V62H108ZM106 63V64H108ZM121 63V62H120ZM123 63V62H122ZM143 63V62H141ZM203 63V62H202ZM215 63V62H214ZM99 64V62H98ZM101 64V63H100ZM99 64V65H100ZM155 64V63H154ZM204 64V63H203ZM216 64V63H215ZM214 64V65H215ZM218 64V63H217ZM228 64V63H227ZM252 64V63H251ZM116 65V64H115ZM125 65V64H123ZM194 65V64H193ZM213 65V66H214ZM221 65V63H220ZM258 65V64H257ZM113 66V64H112ZM259 66V65H258ZM264 66V65H263ZM100 67V66H99ZM173 67V66H172ZM199 68L198 66H194L192 68ZM203 67V66H202ZM201 67V68H202ZM220 67V66H219ZM222 67V66H221ZM252 67V65H251ZM255 67H257L255 65ZM101 68V67H100ZM103 68V67H102ZM114 68V67H113ZM224 68V67H223ZM231 68V67H230ZM248 68V67H247ZM246 68V69H247ZM258 68V67H257ZM261 68V67H259ZM233 70V68H231ZM262 69V68H261ZM238 70V69H237ZM248 70V69H247ZM254 70V68H253ZM253 70H249L248 71H253ZM118 71V70H117ZM201 71V70H200ZM199 71V72H200ZM225 71V69H224ZM245 70V73L248 72ZM169 72V71H168ZM171 72V71H170ZM188 72V71H187ZM190 72V71H189ZM195 72H198V71H195ZM203 72V70H202ZM205 72V71H204ZM254 72V71H253ZM263 72V71H262ZM193 73V72H192ZM230 73V72H229ZM235 73V72H234ZM249 73V72H248ZM257 77H258V73L254 72ZM112 74V75H111ZM121 74V73H120ZM167 74V73H166ZM197 74V73H196ZM202 74V73H201ZM219 75V73H217ZM228 74V73H227ZM241 74V73H239ZM238 74V75H239ZM189 75V74H188ZM232 75V74H231ZM230 75V76H231ZM234 75V74H233ZM237 75V74H236ZM260 75V73H259ZM262 75V74H261ZM187 76V75H186ZM191 76V75H189ZM240 76V75H239ZM250 76H245L244 79H249V81H252V78L254 76L251 77V80H250ZM155 77V75H154ZM178 77V76H177ZM185 77V76H184ZM249 77V78H248ZM262 77L263 79V76H260ZM117 78V80H115ZM230 78V77H229ZM241 78H242V75H241ZM182 79V78H180ZM179 79V80H180ZM185 79V78H184ZM187 79V78H186ZM258 79H260L258 77ZM123 80H125V78H123ZM177 80V79H176ZM183 80V79H182ZM181 80V81H182ZM255 80H256V77H255ZM180 81V82H181ZM247 81V80H246ZM244 81V82H246ZM178 82V81H177ZM220 82V81H219ZM237 82V81H236ZM248 82V81H247ZM155 83V82H154ZM157 83V82H156ZM167 83H169L167 81ZM176 83V81H175ZM243 83V81H242ZM172 84V83H170ZM174 84V83H173ZM245 85V83H243ZM163 85V84H162ZM166 86V84H164ZM182 85V83H181ZM221 85V84H220ZM243 85V86H244ZM264 85V84H263ZM164 86V87H165ZM247 86V85H245ZM261 86V84H260ZM123 87V86H121ZM150 87V86H149ZM152 87V86H151ZM150 87V89H151ZM203 87V86H202ZM241 87V85H240ZM167 88V86H166ZM170 88V86L168 87ZM176 88V87H175ZM231 88V87H230ZM233 88V87H232ZM239 87L236 86V92H237V89ZM100 89V90H99ZM102 89V91H101ZM117 89V87H116ZM115 89V90H116ZM219 89V88H218ZM123 90V89H122ZM141 90V89H140ZM144 90V93H145V89ZM149 90V88H148ZM154 90V89H153ZM157 90V89H156ZM162 90V89H160ZM203 90V89H202ZM233 90V89H232ZM248 90V89H247ZM264 90V89H263ZM102 92L103 96L100 95L102 97V100L99 101V102H90L89 101V97L90 96H93V97H97L99 96L98 95V92ZM121 91V90H120ZM150 91V90H149ZM148 91V93H150ZM155 91V90H154ZM159 91V90H157ZM164 91V90H163ZM178 91V90H177ZM194 91V90H193ZM218 91V90H217ZM246 91V90H245ZM260 91V89L258 90V92ZM131 92V91H130ZM147 92V91H146ZM210 92V91H209ZM214 92V91H213ZM220 92L222 91H219V94ZM224 92V91H223ZM222 92V93H223ZM234 92V91H233ZM235 92L234 95H236L237 93ZM248 92V91H247ZM255 92V91H254ZM261 92V91H260ZM120 93V92H119ZM124 93V92H123ZM148 93H145V95ZM184 93V92H183ZM201 93V92H200ZM216 93V92H215ZM253 94V90L251 92ZM257 93V91H256ZM263 93V92H262ZM129 94V93H127ZM160 94H161V91H160ZM225 94V93H224ZM223 94V95H224ZM90 95V96H89ZM116 95V93H115ZM123 95V94H122ZM126 95V93L124 94ZM146 95V96H147ZM151 95V93H150ZM155 95V93H154ZM221 95V94H220ZM226 96L228 95L227 92L225 94ZM249 96L251 94H248ZM255 95V94H254ZM131 96V95H130ZM137 96V95H136ZM158 96V94H157ZM214 96V95H213ZM219 96V95H218ZM230 96V95H228ZM252 96V95H251ZM259 96V95H258ZM117 97V96H116ZM129 97V96H128ZM151 96L148 95V99L150 98ZM171 97V96H170ZM189 97V96H188ZM201 97V96H199ZM215 97V96H214ZM223 97V96H221ZM231 97V96H230ZM229 97V98H230ZM247 97V96H245ZM126 98V97H125ZM142 99L146 98L144 97V94L143 96L141 97ZM167 98V97H166ZM187 98V97H186ZM191 98V97H189ZM237 98V96H236ZM130 99V98H129ZM141 99V100H142ZM147 99V100H148ZM151 99V98H150ZM204 98H202L203 100ZM217 100V98H214ZM222 99V98H221ZM224 99V97H223ZM222 99V100H223ZM249 99V98H248ZM118 99V102H120ZM213 100V99H212ZM225 100V99H224ZM17 101V102H16ZM131 101H134L132 100V97H131ZM181 101V100H180ZM179 101V102H180ZM207 101V100H206ZM205 101V102H206ZM209 101V100H208ZM240 101V100H239ZM142 102H145V101H142ZM169 102V101H168ZM195 101H193L192 105L190 107H193L195 106L194 104ZM198 102V100H197ZM202 102V101H201ZM203 102V104L205 103ZM215 102V101H214ZM219 102V101H217ZM223 102V101H222ZM221 102V103H222ZM242 102V101H241ZM246 102V101H245ZM243 102V103H245ZM22 104L24 106V108L26 107L27 109V113L25 115V117H15L16 112V105L18 104ZM133 103V102H132ZM167 103V102H166ZM181 103V102H180ZM186 103V102H185ZM182 102V104H185ZM188 103V102H187ZM200 103V102H198ZM216 103V102H215ZM124 104V103H123ZM128 103H126L127 105ZM202 104V103H201ZM202 104V105H203ZM210 104V103H209ZM208 104V105H209ZM213 104V102H212ZM211 104V105H212ZM219 104V103H217ZM217 104L216 107H217ZM93 106V108L95 109H100L102 111V115L99 116V117H96V115H93L90 111V109H88L90 106ZM171 104L168 103V107L170 106ZM205 105V104H204ZM207 105V104H206ZM209 105V106H211ZM240 105V104H239ZM122 105H120L121 107ZM135 106V105H134ZM138 108L140 109V105H136L135 108ZM140 106V107H139ZM181 107H179V109L177 111H175V113H178L179 114V110L182 108L183 105L180 104ZM198 106H201V105H197V110H198ZM231 106V105H230ZM167 107V108H168ZM203 107V106H201ZM208 107V106H207ZM241 107V105H240ZM130 108V107H129ZM138 108L136 110H138ZM178 108V107H177ZM185 108V107H183ZM183 108L181 110H183ZM195 108V109H196ZM133 109V107H132ZM144 110V108H142ZM141 109V111H143ZM237 109V107H236ZM240 109V108H239ZM124 110V109H123ZM127 110V108H126ZM125 110V113H127ZM134 110V109H133ZM155 110V108H154ZM185 110V109H184ZM183 110V112H184ZM207 111V108L205 109ZM204 110V111H205ZM234 110V109H233ZM140 111V113H141ZM186 111V110H185ZM187 111H188V108H187ZM196 111V110H195ZM194 109L193 111H190V112H195ZM200 111V110H199ZM237 111V110H236ZM260 111V110H259ZM131 112V111H130ZM133 112V111H132ZM135 112V110H134ZM155 112V111H154ZM182 112V114H183ZM202 112V110L200 111ZM261 112V111H260ZM21 113V112H20ZM19 113V114H20ZM117 113V112H116ZM137 113V111L135 112ZM191 113V114H192ZM204 112H202L201 114L203 115ZM251 113V112H250ZM131 114V113H129ZM134 113H132L131 115H133ZM197 114V113H196ZM263 114V113H262ZM84 115L86 117H84ZM136 115V114H135ZM140 115V114H138ZM145 115V114H144ZM193 115V114H192ZM182 115H179V119L182 120V123L184 121H188V118L186 120L183 121V117H181ZM185 116V115H184ZM200 116V114H199ZM256 116V115H255ZM81 117L82 119H86L84 121L81 120ZM135 117V116H134ZM146 117V115H145ZM176 117V116H174ZM187 117V116H186ZM247 117V116H246ZM252 117V116H250ZM257 117V116H256ZM261 117H264V115H262ZM138 118V116H137ZM172 118V117H170ZM195 118V117H194ZM197 118V116H196ZM243 118V117H242ZM145 119V118H144ZM262 120V118H260ZM139 120V119H138ZM172 120V119H171ZM247 120V119H246ZM141 121V119L139 120V122ZM156 121V120H155ZM173 122L175 120H172ZM170 121V122H172ZM178 121V119L174 122L176 123ZM244 121V120H243ZM264 122V119L262 120ZM261 121V123H262ZM157 122V121H156ZM169 122V123H170ZM172 122V123H173ZM216 122V121H215ZM219 122V121H218ZM217 122V123H218ZM237 122V121H236ZM245 122V121H244ZM250 122V120H249ZM143 123V121H142ZM145 123V122H144ZM173 123V124H174ZM179 123V122H178ZM185 123V122H184ZM227 123V122H225ZM230 123V122H229ZM243 123V122H242ZM260 123V121H259ZM171 124V123H170ZM188 124V123H187ZM222 124V123H221ZM232 124V123H231ZM241 124V123H239ZM252 124V123H251ZM258 124V122H257ZM256 124V125H257ZM136 125V124H135ZM145 125V124H144ZM164 125H167L164 124ZM169 125V124H168ZM220 125V124H219ZM218 125V127H220ZM171 126V125H170ZM169 126V128H170ZM174 126V125H172ZM177 126V125H176ZM183 126V124H182ZM187 126V125H186ZM185 126V127H186ZM211 126V125H210ZM224 126V125H223ZM222 126V127H223ZM238 126V125H236ZM236 126L235 129H236ZM249 126V125H248ZM144 127V126H143ZM162 127V126H161ZM184 127V128H185ZM217 127V126H216ZM228 126H226L227 128ZM232 127V126H231ZM232 127V128H234ZM239 127V126H238ZM260 127V124H258V129ZM264 127V126H263ZM141 129V127H139ZM154 128V127H153ZM165 128V127H164ZM167 129V130H174V127L173 128H170V129ZM182 127H180L181 129ZM183 128V129H184ZM209 128V126H208ZM211 128V127H210ZM209 128V129H210ZM215 128V127H214ZM229 128V127H228ZM231 128V130H232ZM262 128V127H260ZM177 129L179 130V127H177ZM175 129V130H177ZM241 129H243L241 127ZM151 130V128L149 129ZM162 130V129H160ZM182 130V129H181ZM197 130V129H196ZM202 130V129H201ZM208 130V129H207ZM228 130V129H227ZM240 130V129H239ZM261 131H263L264 129H260ZM128 131V130H127ZM130 131V130H129ZM183 131V130H182ZM198 131V130H197ZM203 131V130H202ZM224 131H225V128H224ZM230 131V130H228ZM132 132V131H131ZM127 134V135H130V133ZM135 133V131H133ZM149 132V131H148ZM154 132V131H153ZM159 132H165L164 130L163 131H159ZM168 132V131H166ZM165 132V133H166ZM171 132V131H170ZM211 132V131H210ZM226 132V131H225ZM231 132V131H230ZM229 132V133H230ZM236 132V131H234ZM233 132V133H234ZM247 132V131H246ZM136 133L137 130H136ZM164 133V134H165ZM175 133V132H174ZM177 133V132H176ZM245 133V132H244ZM243 133V134H244ZM249 133V132H247ZM158 134V133H157ZM191 134V133H190ZM189 134V136H190ZM195 134V133H192V135ZM201 134V133H199ZM209 134V133H208ZM218 134V133H217ZM221 134V133H220ZM223 134V133H222ZM221 134V135H222ZM232 134V133H230ZM258 134V133H257ZM261 134V132H260ZM263 134V133H262ZM132 135V133H131ZM130 135V136H131ZM136 135V134H135ZM146 135V134H145ZM158 135H161V134H158ZM157 135V137H158ZM171 135V134H170ZM178 135V134H177ZM177 135H174V137L176 138ZM207 135V133H206ZM205 135V136H206ZM210 135V134H209ZM213 135V134H212ZM245 135V134H244ZM139 136V135H138ZM162 136V135H161ZM166 136V135H164ZM163 136V137H164ZM204 136V137H205ZM214 136H216V134H214ZM219 138L220 136L217 135ZM228 136V135H227ZM131 137H134L133 135ZM160 137V136H159ZM188 137V136H186ZM201 137V136H199ZM198 137V138H199ZM210 138V136H207ZM223 137V136H222ZM221 137V138H222ZM226 137V136H225ZM231 137V135H230ZM229 137V138H230ZM241 137H242V134H241ZM250 137V136H248ZM258 136H256L257 138ZM125 138H128V137H125ZM123 138V139H125ZM170 138V137H169ZM195 138V137H194ZM194 138H192L194 140ZM198 138H195L196 140ZM202 138V137H201ZM220 138V139H221ZM228 137H226V141H231ZM255 138V137H254ZM132 139V138H131ZM134 139V140H133ZM132 140L133 141H137L135 140L136 138H133ZM151 139V137H150ZM166 139V138H165ZM188 139L191 141V139L188 137ZM205 139V138H204ZM214 139V138H212ZM225 139V138H224ZM229 139V140H227ZM233 139L235 140V138H232V141L233 142ZM129 139H127L128 141ZM139 140V139H138ZM154 140V139H153ZM156 140H159V139H155ZM184 140V139H183ZM223 140V138L221 139ZM241 140V139H239ZM148 141V140H147ZM151 141V140H150ZM175 141V139L173 140ZM180 141H182V139H180ZM198 142L201 141V139H198L197 140ZM224 141V140H223ZM236 141V140H235ZM234 141V145L237 143H235ZM142 142V141H141ZM146 142V141H145ZM203 142V140H202ZM210 142H212V140H210ZM214 142H217V141H214ZM122 143V144H121ZM131 143V141H130ZM139 143V142H138ZM137 143V144H138ZM151 143V142H150ZM156 143V142H155ZM154 143L153 145V149H154V146L156 145ZM181 143V142H180ZM179 143V144H180ZM191 143V142H189ZM194 143V142H192ZM196 143V142H195ZM194 143L193 147L194 148H197V145ZM204 143V142H203ZM209 143V142H208ZM218 143V142H217ZM255 143V142H253ZM135 144V143H134ZM145 144V143H144ZM172 144V142H171ZM178 144V143H177ZM186 144V142H185ZM224 144V143H221V145ZM226 144V143H225ZM262 144V143H261ZM149 145V144H148ZM152 145H151V148H152ZM227 145L228 146H234L232 144L229 145V143L227 142ZM244 145V144H242ZM241 145V146H242ZM246 145V144H245ZM248 145V144H247ZM126 146V145H125ZM130 146V145H129ZM128 146V147H129ZM167 146H170V145H167ZM174 146V145H173ZM181 146V144H180ZM211 146V145H210ZM224 146V145H223ZM222 146V147H223ZM249 146V145H248ZM131 147V146H130ZM178 147V146H177ZM183 147V146H182ZM189 148V146H187ZM202 147V146H201ZM205 147V146H204ZM221 147V148H222ZM243 147V146H242ZM250 147V146H249ZM264 147V146H263ZM142 148V147H141ZM147 148H149L147 146ZM146 148V149H147ZM160 148V147H159ZM211 148V147H210ZM210 148L208 147V149L210 150ZM213 148V146H212ZM216 148V147H215ZM214 148V149H215ZM231 148V147H230ZM238 148V146H237ZM261 148V145L260 147ZM143 149V148H142ZM152 149V151H153ZM156 149V148H155ZM161 149V148H160ZM172 150V148H170ZM184 149V147H183ZM203 149V148H202ZM200 149V150H202ZM206 149V151L208 150ZM232 150H228L227 152L230 153L231 151H233V148H231ZM239 149H241V147L239 146ZM237 149V150H239ZM138 150H140L138 148ZM137 150V152H138ZM163 150V149H161ZM165 150V149H164ZM192 150V148H191ZM195 150V149H194ZM208 150V152H209ZM213 150V149H212ZM216 150V149H215ZM225 150V149H224ZM141 151L140 150V156H141ZM151 150H147L145 152H148L149 155H150V152H152ZM166 151V150H165ZM198 149L192 153H195V154H192L189 152V154L191 156H194L196 155V152L198 153ZM205 153H208L206 152ZM214 151V150H213ZM243 151H245L243 149ZM157 152V151H156ZM167 152V151H166ZM170 152V151H168ZM167 152V153H168ZM172 152V151H171ZM169 153L172 155V153ZM187 152V151H186ZM248 151L244 152V153H247ZM131 155H135L136 152H133L132 150L130 151ZM153 153V152H152ZM181 153V152H180ZM243 153V152H242ZM165 154V153H163ZM163 154H160L159 155H163ZM186 153H184L185 155ZM219 154V153H218ZM217 152L216 154L213 155V158H215V156H220L218 155ZM130 155V156H131ZM133 157H136L138 159L139 156H134ZM167 154H165L166 156ZM199 155V154H198ZM204 155V153H203ZM244 155V154H243ZM146 156V157H145ZM164 156V155H163ZM164 156V157H165ZM181 156V155H180ZM183 156V155H182ZM212 156V155H211ZM228 156V155H227ZM234 156V155H233ZM133 157H130L132 159H134ZM152 157V162L154 161L153 160V155L151 156ZM156 157V156H154ZM204 157V156H203ZM232 157V156H231ZM240 157V156H239ZM158 158V157H157ZM191 158V157H190ZM189 158V159H190ZM212 158V157H211ZM220 158V157H219ZM222 158H226V157H222ZM234 158H237V157H234ZM242 158V157H241ZM156 159V158H155ZM159 159V158H158ZM179 159V158H178ZM200 159V158H199ZM204 159H207L206 157H204ZM239 159V158H238ZM251 159V158H250ZM162 160V159H161ZM209 160V158H208ZM211 160V159H210ZM221 160V159H220ZM231 160V159H230ZM135 161V159H134ZM137 161V160H136ZM135 161V162H136ZM148 161V160H147ZM156 161V160H155ZM179 161V160H178ZM213 161V160H212ZM224 161V159H223ZM229 161V160H226V162ZM240 161V159H239ZM160 162V160H159ZM163 162V161H161ZM176 162V161H174ZM183 162V161H182ZM209 162V161H208ZM228 163V162H227ZM248 163H249V160H248ZM162 164V163H161ZM167 164V163H166ZM171 164V162H170ZM174 164V163H173ZM182 166H183V163H181ZM179 163V165H181ZM187 164V163H185ZM184 164V165H185ZM223 164V163H222ZM232 164H234L232 162ZM242 164V163H241ZM254 164V163H253ZM252 164V165H253ZM144 165H145V162H144ZM189 165V163L187 164ZM195 165V164H194ZM200 165V164H199ZM205 165L206 164H203V168H205ZM224 165V164H223ZM240 164L237 165L236 168H238ZM244 165V164H243ZM242 165V166H243ZM247 165V164H246ZM250 165V163H249ZM261 165V164H260ZM152 166V165H151ZM157 166V165H156ZM241 166V165H240ZM239 166V168H240ZM254 166V165H253ZM153 167V166H152ZM155 167V166H154ZM170 167H172V165H170ZM170 167L168 169H170ZM199 166H197L198 168ZM227 168V166H224ZM244 167V166H243ZM145 168H148L147 165ZM190 168V166L188 167ZM201 168V167H200ZM225 168V169H226ZM247 168V167H246ZM245 168V170H246ZM249 168V167H248ZM176 169H180L179 168H176ZM202 169V168H201ZM224 169V170H225ZM250 169V168H249ZM248 169V170H249ZM147 170V169H146ZM144 170V172L146 171ZM149 170V168H148ZM152 170V169H151ZM161 170V168H160ZM167 170V169H166ZM190 170H194L195 169H191ZM205 170V169H204ZM202 169V171H204ZM210 170V169H209ZM246 170V171H248ZM169 171V170H168ZM228 171V170H227ZM231 171V170H230ZM238 171V169H237ZM250 171L253 172V169H250ZM141 172L142 174L139 176V173ZM154 172V170H153ZM156 172V171H155ZM154 172V173H155ZM180 172V170H179ZM178 172V173H179ZM214 172V171H213ZM222 172V171H221ZM234 171H232L233 173ZM241 172V171H240ZM245 171H242V174L244 175ZM252 172H249V173H252ZM153 173V174H154ZM162 173H165L162 172ZM174 173V172H173ZM223 173V172H222ZM231 173V172H230ZM229 173V175H230ZM235 173V172H234ZM233 173V174H234ZM238 174V172H236ZM254 173V172H253ZM146 174V173H145ZM150 174V173H149ZM167 174V172L165 173ZM172 175V173H170ZM169 174V175H170ZM177 174V173H176ZM183 174V173H182ZM187 174V173H185ZM184 174V175H185ZM189 174V173H188ZM212 174V173H211ZM247 174V173H246ZM162 175V174H161ZM161 175H158V176H161ZM220 175H222L220 173ZM224 175V173H223ZM151 176V175H150ZM157 176V174H156ZM191 176V175H190ZM197 176V174L195 175ZM249 176V175H246V177ZM147 177V176H146ZM164 177V176H163ZM168 177V176H167ZM170 177V176H169ZM213 177V175H212ZM218 177V175L216 176ZM221 177V176H220ZM224 177H226L227 179V175H225ZM245 177V175H244ZM142 178V180H143ZM160 178V177H159ZM179 178V177H178ZM182 178V175L180 176L179 179ZM184 178V177H183ZM196 178V177H195ZM202 178V177H201ZM214 178V177H213ZM258 178H260L258 176ZM263 178V177H262ZM148 179V177H147ZM166 179V178H165ZM172 180V178H169ZM167 179V180H169ZM177 179V178H176ZM192 179V177H191ZM209 179V178H208ZM152 179H150L151 181ZM184 180V179H183ZM201 179H198V182L200 184V181ZM220 180V179H219ZM218 180V181H219ZM222 180V179H221ZM225 180V179H224ZM141 181V182H140ZM154 181V178L152 180V182ZM158 181V180H157ZM178 181V179H177ZM226 181V180H225ZM224 181V182H225ZM235 181H238L236 184L240 183V182H243V181H239V179L237 180V177H236V180ZM251 181V180H250ZM148 182V181H147ZM156 182V181H155ZM165 182H168V181H165ZM173 182V180H172ZM175 182V180H174ZM179 182V181H178ZM223 182V181H221ZM247 184V186L249 188H251L247 183V181H245ZM252 182H255L254 180H252ZM263 182V181H262ZM150 183V182H148ZM176 183V182H175ZM185 182H183L184 184ZM208 183V182H207ZM260 183V182H259ZM258 183V184H259ZM152 184V183H151ZM154 184V183H153ZM152 184V185H153ZM157 184V183H156ZM174 184V183H173ZM206 184V183H205ZM155 185V184H154ZM160 185V184H159ZM168 185L170 186V184L168 183ZM202 185V184H201ZM207 185V184H206ZM218 185L219 187V184H216V186ZM254 184H252L253 186ZM191 186V185H189ZM203 186V185H202ZM210 186V185H209ZM239 186V185H238ZM255 186V185H254ZM253 186V187H254ZM161 187V186H160ZM174 187V186H173ZM205 187V186H204ZM241 187H244V186H241ZM252 187V189H253ZM139 188L137 190H139ZM156 188V187H155ZM154 188V189H155ZM163 188V187H161ZM176 189V187H174ZM201 188V187H200ZM209 188V187H207ZM235 188V186H234ZM246 188V187H245ZM245 188L242 189L245 191ZM258 188V187H257ZM153 189V188H152ZM202 189V188H201ZM205 191H207L206 188H204ZM211 189V188H209ZM208 189V190H209ZM216 189V188H215ZM240 189V188H239ZM238 189V190H239ZM251 189V190H252ZM259 189V188H258ZM136 190V189H135ZM166 190V189H165ZM164 190V192H166ZM188 190V189H187ZM186 190V191H187ZM229 190V188H228ZM231 190V189H230ZM229 190V191H230ZM238 190L236 192H238ZM241 190V189H240ZM239 190V192L242 194L243 192H241ZM254 190V189H253ZM145 191V190H143ZM147 191V190H146ZM163 191V190H162ZM184 191V192H186ZM204 191V190H203ZM217 191V189H216ZM216 191L214 193H216ZM156 192V191H155ZM163 192V193H164ZM208 192V191H207ZM232 192V191H231ZM230 192V193H231ZM235 192V191H234ZM234 192H232L231 194H233ZM235 192V193H236ZM238 192V194H239ZM252 192V191H251ZM137 193V192H136ZM141 193V192H140ZM154 193V191H153ZM192 193V192H191ZM213 193V192H212ZM211 193V195H212ZM226 193H227V190H226ZM224 193V194H226ZM246 193V191H245ZM254 193V192H253ZM258 193V191H257ZM184 194V193H183ZM182 194V195H183ZM186 194H188L186 192ZM205 194V193H204ZM229 194V193H228ZM237 194V195H238ZM240 194V195H241ZM244 194V193H243ZM247 194V193H246ZM245 194V195H246ZM137 195V194H136ZM146 195V194H145ZM144 195V196H145ZM158 195V192H156L155 196ZM164 195V194H163ZM168 195V194H167ZM172 195V194H171ZM190 195V193H189ZM203 195V194H202ZM210 195V194H209ZM227 195V194H226ZM235 194H233L234 196ZM244 195V196H245ZM254 195L256 196L257 194L254 193ZM153 196V195H151ZM166 196V195H165ZM206 196V195H205ZM233 196H230L231 198H233ZM236 196V195H235ZM259 196V195H258ZM154 197V196H153ZM182 197H185L184 195ZM207 198H209V196H206ZM213 197H216V196H213ZM218 197V196H217ZM216 197V198H217ZM221 197V196H220ZM227 197V196H226ZM225 197V198H226ZM246 197V196H245ZM244 197V198H245ZM157 198V197H156ZM162 198V197H160ZM181 198V197H180ZM179 198V199H180ZM198 198L200 199V197H197L196 196V199L198 200ZM203 198V197H202ZM230 198V199H231ZM240 198V197H239ZM255 198V197H254ZM260 199V197H258ZM159 199V198H158ZM158 199L156 201H158ZM176 199V198H175ZM205 199V197H204ZM203 199V200H204ZM215 199V198H214ZM227 199V198H226ZM225 199V201H226ZM228 198V200H230ZM237 199V196L236 198ZM264 200V197L262 198ZM152 200V199H151ZM150 200V201H151ZM155 200V198H154ZM183 200V199H182ZM218 200V199H217ZM242 200V199H241ZM258 200V199H257ZM146 201V200H145ZM184 201V200H183ZM201 201V200H200ZM212 201V200H211ZM223 201V200H222ZM225 207H226V203L225 202ZM149 202V201H148ZM166 202V201H165ZM198 202V201H196ZM202 202V201H201ZM214 202V200H213ZM220 202V201H219ZM237 201H235L234 203H236ZM151 203L153 204V202L151 201ZM157 203V202H156ZM167 203V202H166ZM203 203V202H202ZM209 203V202H208ZM217 203V202H216ZM231 203V201L229 202V204ZM233 203V202H232ZM231 203V204H232ZM233 203V204H234ZM245 203V202H244ZM214 204V203H212ZM220 204V203H219ZM228 204V203H227ZM228 204V205H229ZM156 205V204H155ZM176 205V204H175ZM190 205V204H189ZM205 204L203 203L202 206H204ZM227 205V206H228ZM237 205V204H236ZM162 206H166V204L164 203ZM211 206V204H210ZM224 206V204H223ZM119 207V206H118ZM118 207L116 208V212H115V216H120L121 214H123V212L121 210L118 209ZM233 207V205H232ZM252 207V206H251ZM209 208V206H208ZM219 208V206H218ZM220 208H222V205L220 206ZM219 208L220 211H223ZM227 208H230L231 209V206L229 205ZM225 208V209H227ZM155 209V208H154ZM153 209V210H154ZM166 209V208H165ZM181 209V208H179ZM206 209V207H205ZM215 209V208H214ZM235 209V208H234ZM105 210V209H104ZM216 210L218 211L217 207H216ZM260 210V209H258ZM227 211V210H226ZM201 212V211H199ZM207 212V211H206ZM205 212V213H206ZM211 212V211H210ZM225 212V211H224ZM224 212H223V215H224ZM229 212V211H228ZM264 212V211H263ZM203 214V211L201 212ZM226 213V212H225ZM188 214V213H187ZM199 213H197L198 215ZM214 214V213H213ZM216 214V213H215ZM227 214V213H226ZM228 214H231V213H228ZM263 216H264V213H262ZM164 215V214H163ZM175 215V214H174ZM194 215V214H193ZM223 215L221 216L222 218H225L223 217ZM256 215V214H254ZM176 216V215H175ZM178 216V215H177ZM176 216V217H177ZM181 216V215H180ZM185 216V215H184ZM204 216V215H203ZM208 216H211V215H208ZM227 216V215H226ZM259 216H260V213H259ZM138 217V216H137ZM190 217H192L190 215ZM205 217H207L205 215ZM214 217V216H213ZM139 218V217H138ZM173 218V217H172ZM172 218L170 217L169 219L172 220ZM179 218V217H177ZM186 218V217H185ZM215 218V217H214ZM112 219V218H111ZM152 219V218H151ZM167 219V218H166ZM175 219V218H174ZM181 219V218H180ZM219 219V218H218ZM218 219H216V221H218ZM229 219L231 220V217H229ZM228 217H227V220H229ZM259 219V217H258ZM1 220V219H0ZM165 220V219H164ZM178 220V219H177ZM199 219L197 218V221ZM214 220V219H212ZM264 221V219H262ZM261 220L262 222V225H263V221ZM169 222V220H167ZM201 221V220H200ZM205 221V220H203ZM202 221V222H203ZM206 221H209L208 217H207V220ZM236 221V220H235ZM254 221V220H253ZM167 222V223H168ZM177 222V221H175ZM183 222V220H182ZM190 222V221H189ZM192 222V220H191ZM211 222V220H210ZM210 222H207V223H210ZM214 222V221H212ZM221 223H224L222 221H220ZM229 223V221H225V224ZM232 222V221H231ZM237 222V221H236ZM235 222V223H236ZM255 222V221H254ZM259 222V220L257 221ZM152 223V222H151ZM178 223V222H177ZM199 223V222H198ZM206 223V224H207ZM233 223V222H232ZM260 223V222H259ZM80 224V223H78ZM108 224V223H107ZM154 224V223H152ZM205 224V223H204ZM252 224H257V223H253ZM155 225H156V222H155ZM154 225V227H155ZM167 226V224H165ZM185 225V224H184ZM196 225V224H195ZM210 225V224H209ZM220 225V223H219ZM240 225V224H239ZM236 226L235 228H239L241 229V225L240 226ZM260 225V224H259ZM0 226V227H1ZM76 226V225H75ZM82 226V225H80ZM132 227H134L133 225H131ZM157 226H159V224H157ZM165 226V227H166ZM173 226V225H172ZM180 226H181V220H180ZM186 226V225H185ZM193 226V225H192ZM191 226V223H190V228L192 227ZM216 226V225H215ZM247 227L249 225H246ZM245 226V227H246ZM256 226V225H255ZM96 227V226H94ZM183 227V226H182ZM187 227V226H186ZM189 227V226H188ZM244 225L242 227V231L243 228L245 229ZM246 227V229H248ZM253 227V226H251ZM258 227V226H256ZM255 227V228H256ZM264 227V226H263ZM79 228V226L77 227ZM141 228V227H140ZM140 228L138 227L139 229V232H140ZM151 228V227H150ZM149 228V230L151 231V229ZM175 228V227H173ZM110 229V228H109ZM131 229V228H130ZM146 229V228H145ZM160 229V228H159ZM191 229L194 230V228L192 227ZM190 229V230H191ZM198 228L195 229V234H196V230ZM250 229V228H249ZM257 229V228H256ZM50 230V229H49ZM82 230V229H81ZM164 230H168L167 229H164ZM171 230H172V227H171ZM191 230V231H193ZM252 230V229H250ZM141 231H142V228H141ZM144 231V230H143ZM173 231V230H172ZM202 231V230H201ZM199 232V233H203L204 231L202 232ZM229 231V230H228ZM227 231V232H228ZM262 231H264L262 229ZM25 232H28L27 235H25L29 242L28 241H23V240H18L20 237L18 236H21L20 233H25ZM145 232V231H144ZM147 232V231H146ZM155 232V231H154ZM161 232V231H160ZM168 232V231H167ZM171 232V231H170ZM188 232H189V229L188 231L186 232V236H188ZM207 232V231H206ZM230 232V231H229ZM99 233V232H98ZM246 233V232H245ZM250 236L252 235V232H250ZM255 233V232H253ZM258 233V231H257ZM261 233V232H260ZM257 234L259 236H261V234ZM16 234V233H15ZM114 234V233H113ZM136 234V233H135ZM141 234V233H140ZM152 234V233H151ZM160 234V233H159ZM235 234V233H234ZM241 234V233H240ZM158 235V234H157ZM162 235V234H161ZM243 237L244 235L241 234ZM255 237L257 235L253 234ZM1 236V235H0ZM114 236V235H113ZM124 236V235H123ZM135 236V235H134ZM133 236V237H134ZM139 236V235H137ZM136 236V237H137ZM153 236V235H151ZM156 236V235H155ZM159 236V235H158ZM168 236V235H167ZM170 236V235H169ZM185 237V234L184 235H181V239L183 237ZM80 237V236H79ZM99 237V236H98ZM132 237V240L133 241H137V240H134ZM136 237H134L136 239ZM166 237V236H165ZM27 238H25V240H27ZM120 238H121V235H120ZM157 238V236H156ZM187 238H190V237H187ZM196 240L199 238H197V236L195 235ZM192 238V239H194ZM246 238H251V237H248L246 235ZM53 239V238H52ZM90 239V238H89ZM152 239V238H151ZM164 239V238H163ZM171 239V237H170ZM169 239V240H170ZM176 239V238H175ZM184 239V238H183ZM182 239V241H183ZM237 239V238H236ZM235 239V240H236ZM240 239V238H239ZM244 239V238H242ZM252 239V238H251ZM250 239V240H251ZM91 240V239H90ZM157 240V239H155ZM195 240V241H196ZM249 240V239H247ZM77 241V240H76ZM124 241V240H122ZM152 241V240H151ZM159 241V240H157ZM172 241V239H171ZM175 241V240H174ZM172 241V242H174ZM177 241V239H176ZM188 241V240H186ZM186 241H184L186 243ZM246 241V240H245ZM253 241V240H252ZM261 241V240H260ZM141 242V241H139ZM237 243H239L238 241H236ZM242 242V241H241ZM258 242V241H257ZM129 243V242H127ZM183 243L180 241V244ZM184 243V244H185ZM246 243V242H245ZM248 243V242H247ZM262 243V242H261ZM104 244V243H102ZM150 244V243H149ZM148 244V245H149ZM191 244V243H190ZM197 244V243H195ZM243 244V243H242ZM254 244V243H253ZM41 245H42V242H41ZM57 245L58 244H53L52 247L55 248V249H58L57 248ZM130 245V244H128ZM146 245V244H145ZM147 245V246H148ZM173 245V244H172ZM171 245V246H172ZM176 245V244H175ZM240 245V243H239ZM252 245V244H250ZM123 246V245H121ZM135 246V245H134ZM150 246H152L150 244ZM168 246V245H167ZM181 246H184V247H181V248H186V245H181ZM89 247V246H88ZM138 247V246H137ZM162 247V245H161ZM170 247V246H169ZM190 247V246H189ZM188 247V248H189ZM196 247V246H195ZM43 247H41L40 250H43L42 249ZM52 248V249H53ZM146 247H144L143 249L145 250ZM152 248V247H151ZM171 248V247H170ZM178 248V247H177ZM176 248V249H177ZM239 248V246L237 247ZM236 248V250H238ZM242 248V247H241ZM240 248V249H241ZM39 249V248H38ZM82 249V248H81ZM148 249V248H146ZM180 249V248H179ZM111 250V249H110ZM133 250V249H132ZM167 251V249H165ZM199 250V249H197ZM18 251L24 253V254H21L19 255L18 254ZM29 251V252H28ZM139 251V249H138ZM173 251V250H172ZM95 252V251H94ZM156 252V251H155ZM162 252V251H161ZM179 252V250H178ZM201 253L205 252V254L207 253L206 251H200ZM200 252L198 254H200ZM232 252V251H231ZM6 253V254H5ZM33 254V256L31 254ZM61 253V252H60ZM71 253V252H70ZM149 253V252H147ZM160 253V252H159ZM167 254H170L168 252H165ZM165 253H162L165 254ZM172 253V252H171ZM174 253V252H173ZM177 253V252H176ZM248 255L247 257L249 256V252H247ZM246 253V254H247ZM254 253V252H253ZM124 253H122L120 256H122ZM140 254V253H139ZM138 254V255H139ZM144 254V253H142ZM141 254V255H142ZM197 254V252H196ZM208 254V253H207ZM258 254V253H257ZM63 255V253H62ZM125 255V254H124ZM123 255V256H124ZM156 255V254H155ZM171 255H174V254H171ZM201 255V254H200ZM254 255V254H253ZM262 255V254H261ZM61 256V255H60ZM165 256V255H164ZM168 256V255H167ZM65 257V256H64ZM127 257V255H126ZM144 260V257L145 255L141 256ZM140 257V260L142 259ZM157 257V256H156ZM159 258H161V256H158ZM163 257V256H162ZM166 257V256H165ZM234 258H236L235 256H232ZM113 258V257H112ZM139 258V257H137ZM202 258V257H201ZM206 258V256H205ZM233 258V259H234ZM32 259V260H31ZM61 259V257H60ZM80 259V258H79ZM131 259V258H130ZM208 259V258H207ZM229 259V258H228ZM231 259V258H230ZM237 259V258H236ZM250 258H248V262L250 261L249 260ZM153 260V259H152ZM159 260V259H158ZM157 260V261H158ZM104 261V260H103ZM133 261V260H132ZM182 261V260H181ZM180 261V262H181ZM204 261H206L204 259ZM229 261V260H227ZM237 261V260H236ZM21 262V263H20ZM61 262V261H59ZM105 262V261H104ZM134 262V261H133ZM142 262V260H141ZM140 262V263H141ZM147 262V261H146ZM144 262V263H146ZM179 262V263H180ZM189 262V261H188ZM223 262V261H222ZM230 262V261H229ZM228 262V263H229ZM235 262V261H234ZM233 262V264H234ZM185 263V262H183ZM217 263V262H216ZM227 263V262H226ZM60 264V263H59ZM133 264V263H132ZM149 264H151L150 260H149ZM152 264H158L156 261H153ZM214 264V263H213Z\"/></svg>", "mask_w": 264, "mask_h": 264}, {"label": "snow or ice", "instance_id": "obj_3", "mask_svg": "<svg viewBox=\"0 0 264 264\" xmlns=\"http://www.w3.org/2000/svg\"><path fill=\"white\" fill-rule=\"evenodd\" d=\"M161 264H165V262L164 261H161Z\"/></svg>", "mask_w": 264, "mask_h": 264}]
</instances>
